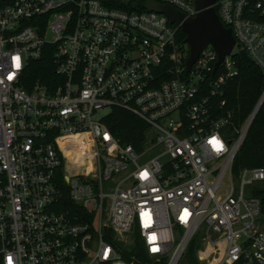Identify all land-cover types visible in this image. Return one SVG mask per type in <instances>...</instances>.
<instances>
[{
    "label": "built area",
    "instance_id": "built-area-1",
    "mask_svg": "<svg viewBox=\"0 0 264 264\" xmlns=\"http://www.w3.org/2000/svg\"><path fill=\"white\" fill-rule=\"evenodd\" d=\"M146 1L0 0V264H134L133 232L146 264H177L194 239L195 264H264L248 192L264 168L231 167L264 83L236 126L223 97L236 52L264 76V0H214L234 45L187 72L178 26ZM44 52L52 77L29 83ZM113 107L145 123L138 150L103 122Z\"/></svg>",
    "mask_w": 264,
    "mask_h": 264
},
{
    "label": "trees",
    "instance_id": "trees-1",
    "mask_svg": "<svg viewBox=\"0 0 264 264\" xmlns=\"http://www.w3.org/2000/svg\"><path fill=\"white\" fill-rule=\"evenodd\" d=\"M183 38L184 34L178 28L176 42L183 45ZM232 60L236 73L224 86L223 97L227 108L233 113V124L236 126L242 123L251 111L264 83V76L243 52H236ZM33 65L35 69L29 75V83L34 81L47 83L52 77L49 53L44 52ZM216 74L217 72L211 76ZM103 122L120 144H130L136 150L140 148V141L146 131V125L142 120L121 108L113 107L104 116ZM231 167L234 172L242 167L264 168V100L234 155ZM248 192L259 199L260 215L264 220V181L252 184ZM64 199L66 198L63 194ZM132 236L134 243L125 248L121 259L127 262L131 256H134L137 260L134 264H146L148 259L144 254L140 239L135 232ZM189 251L191 253V249Z\"/></svg>",
    "mask_w": 264,
    "mask_h": 264
},
{
    "label": "water",
    "instance_id": "water-1",
    "mask_svg": "<svg viewBox=\"0 0 264 264\" xmlns=\"http://www.w3.org/2000/svg\"><path fill=\"white\" fill-rule=\"evenodd\" d=\"M214 0H194L197 13L193 17L184 18L183 14L168 4H160L152 0L145 2V7L156 13L163 14L170 24L178 26L184 34L183 43L188 52L184 59V71L196 59L199 51L209 45L216 53L213 69L223 60L225 55H230L234 45V38L228 27L219 21L211 4Z\"/></svg>",
    "mask_w": 264,
    "mask_h": 264
},
{
    "label": "rangeland",
    "instance_id": "rangeland-1",
    "mask_svg": "<svg viewBox=\"0 0 264 264\" xmlns=\"http://www.w3.org/2000/svg\"><path fill=\"white\" fill-rule=\"evenodd\" d=\"M201 226L198 229V232L201 231ZM195 247H198V240H193L187 247V249H185L183 255L181 256V258L179 259V261L177 262V264H195L194 263V257H193V250ZM189 249H191V253L189 251Z\"/></svg>",
    "mask_w": 264,
    "mask_h": 264
},
{
    "label": "snow or ice",
    "instance_id": "snow-or-ice-1",
    "mask_svg": "<svg viewBox=\"0 0 264 264\" xmlns=\"http://www.w3.org/2000/svg\"><path fill=\"white\" fill-rule=\"evenodd\" d=\"M215 142V141H214ZM142 175H146V173H142ZM153 239H154V237H153ZM155 250V249H154Z\"/></svg>",
    "mask_w": 264,
    "mask_h": 264
}]
</instances>
